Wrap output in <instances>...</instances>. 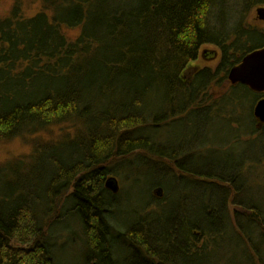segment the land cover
<instances>
[{
    "label": "trees",
    "instance_id": "trees-1",
    "mask_svg": "<svg viewBox=\"0 0 264 264\" xmlns=\"http://www.w3.org/2000/svg\"><path fill=\"white\" fill-rule=\"evenodd\" d=\"M233 1L42 0V10L30 18L16 6L10 17L0 20V142L38 139L53 127L60 128V139L33 145L30 160L43 159L44 147L49 151L41 166L48 179L33 170L26 180L21 173L26 161L17 160L0 166V189L37 190L52 178L51 207L56 214L66 210L77 215L89 236L90 263L120 264L107 217L109 198L118 194L106 187V179L121 175L115 164L122 160L156 154L172 171L224 192V219L231 229L171 223L170 197L163 187L166 195L147 209H162L161 262L148 241L149 230L138 224L118 232L128 241L124 248L144 249L150 264H213L215 254L235 247L247 264H264V252L255 241L261 234L264 243V210L240 201L237 176L192 171L174 154L147 149L141 138V128L156 132L181 119L195 124L197 111L220 109L229 92L252 95L253 111L263 95L244 84H231L228 73L264 46V26L247 21L251 8L264 5V0H243L247 11L230 17L227 28L218 31V13L230 9ZM69 28H80L75 39L69 37ZM206 45L221 52L215 68L193 64ZM218 87L228 92L216 98L211 91ZM252 126L251 136H264V126ZM74 134L81 145L67 150L64 143ZM229 191L235 192L233 198H228ZM27 197L21 194L17 205L0 206V264H58L50 241L54 220L43 223ZM244 223L252 228L246 230ZM217 257L216 264H221Z\"/></svg>",
    "mask_w": 264,
    "mask_h": 264
},
{
    "label": "rangeland",
    "instance_id": "rangeland-1",
    "mask_svg": "<svg viewBox=\"0 0 264 264\" xmlns=\"http://www.w3.org/2000/svg\"><path fill=\"white\" fill-rule=\"evenodd\" d=\"M232 5L225 12L218 13L216 19L218 31L227 28L231 22L230 17L232 19L236 14L247 11L246 2L243 0H234ZM16 6L24 17L30 18L42 10L43 4L42 0H0V20L10 17ZM263 6V4H256L251 8L247 19L249 23L264 26V19L258 13V9ZM238 23V21L235 22L234 26L238 27ZM67 33L69 37L75 39L80 33V28H69ZM220 59L219 48L206 45L202 47L199 59L193 64L215 68ZM227 92V87H218L211 91L216 98ZM237 94L241 98L237 99ZM225 96L226 98L220 103V109L210 106L197 111L194 116L195 124L189 122V119H181L163 124L162 130L157 129L156 132L141 128L142 143L144 141L148 143L145 145L147 149L174 154L180 163L192 171H209L224 177L236 175L234 184L239 190L240 201L255 204L264 210V136L250 135L252 125L258 124L255 115L253 116L257 102L252 111L254 99L252 95L229 92ZM254 117L256 122L253 120ZM32 137H19L0 142V166L25 160L21 173L26 180L29 177L27 173L33 170L36 176H41L42 180L48 179L49 175L41 168L49 155L47 148L42 149L43 159L30 160V155L35 142L60 139V128H50L38 136V139ZM74 137L75 134L71 137L72 141H65L67 150H75L81 145V139L77 137L74 139ZM115 166L117 169H122L120 176L115 175L119 181L120 190L116 193L118 197L109 198L107 217L113 225L110 235L115 258L120 264L151 263L147 258V251L133 250L130 246L124 248L123 243L128 241L126 238L118 237V232H125L136 224L147 233L149 230L148 241L154 249L153 252L160 256L158 258L161 262L162 209L156 208L152 211L147 209L155 208L158 200L166 195V190L170 197L167 205L172 212V217L169 219L171 223L177 222L181 225L185 222L190 225L199 222L209 229L219 231L225 228L227 232L230 231L231 227L225 223L224 219L225 203L222 204L225 193L219 191L218 187L198 182L188 173L180 174L172 171L170 164L166 160L159 159L156 154L153 157L144 154L132 156ZM51 179L48 184L40 186L37 190L27 186L10 189L3 187L0 189V206L5 204L15 206L19 203L18 196L28 195L30 206L35 209L43 223L54 220L50 230L52 234L50 241L56 252L58 264H91L89 236L78 223L77 215H70L66 210L58 211L56 214L51 207L49 200ZM160 186L162 189L159 188ZM153 194L156 198L152 201ZM227 194L228 198H233L235 192L229 191ZM229 205L230 210H234L235 205L233 203ZM244 228L250 230L252 227L244 223ZM255 241L264 252L261 234L257 235ZM226 244L228 245L229 242L226 241ZM243 247L245 248L244 245ZM179 249L178 246L177 250ZM172 252H176V249ZM220 254L218 257L214 255L213 264H216V257L217 262L222 261L221 264H247V260L244 261V257L240 256L238 248L222 250ZM183 262L184 260H181V263Z\"/></svg>",
    "mask_w": 264,
    "mask_h": 264
},
{
    "label": "water",
    "instance_id": "water-1",
    "mask_svg": "<svg viewBox=\"0 0 264 264\" xmlns=\"http://www.w3.org/2000/svg\"><path fill=\"white\" fill-rule=\"evenodd\" d=\"M258 13L264 19V7L258 9ZM231 84H244L252 91L264 94V46L248 53L242 61L232 67L228 73ZM254 115L258 121V127L264 126V96L256 103ZM106 187L113 193H118L120 185L118 179L111 175L106 179Z\"/></svg>",
    "mask_w": 264,
    "mask_h": 264
},
{
    "label": "bare ground",
    "instance_id": "bare-ground-1",
    "mask_svg": "<svg viewBox=\"0 0 264 264\" xmlns=\"http://www.w3.org/2000/svg\"><path fill=\"white\" fill-rule=\"evenodd\" d=\"M264 7V6H263Z\"/></svg>",
    "mask_w": 264,
    "mask_h": 264
},
{
    "label": "flooded vegetation",
    "instance_id": "flooded-vegetation-1",
    "mask_svg": "<svg viewBox=\"0 0 264 264\" xmlns=\"http://www.w3.org/2000/svg\"><path fill=\"white\" fill-rule=\"evenodd\" d=\"M264 96V95H263Z\"/></svg>",
    "mask_w": 264,
    "mask_h": 264
}]
</instances>
